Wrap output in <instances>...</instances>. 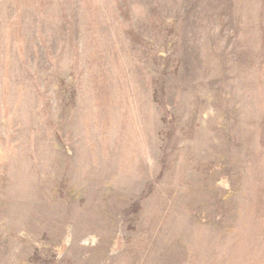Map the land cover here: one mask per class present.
<instances>
[{"label": "rangeland", "instance_id": "rangeland-1", "mask_svg": "<svg viewBox=\"0 0 264 264\" xmlns=\"http://www.w3.org/2000/svg\"><path fill=\"white\" fill-rule=\"evenodd\" d=\"M0 264H264V0H0Z\"/></svg>", "mask_w": 264, "mask_h": 264}]
</instances>
